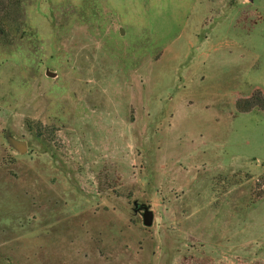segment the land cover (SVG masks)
I'll return each instance as SVG.
<instances>
[{
  "label": "rangeland",
  "instance_id": "1",
  "mask_svg": "<svg viewBox=\"0 0 264 264\" xmlns=\"http://www.w3.org/2000/svg\"><path fill=\"white\" fill-rule=\"evenodd\" d=\"M11 10L0 264H264V0Z\"/></svg>",
  "mask_w": 264,
  "mask_h": 264
},
{
  "label": "trees",
  "instance_id": "2",
  "mask_svg": "<svg viewBox=\"0 0 264 264\" xmlns=\"http://www.w3.org/2000/svg\"><path fill=\"white\" fill-rule=\"evenodd\" d=\"M20 2L21 0H0V33L2 35L11 27L8 22V13L12 11V5H18ZM236 108L240 112H247L253 108L264 111V95L260 90H255L249 97L238 99Z\"/></svg>",
  "mask_w": 264,
  "mask_h": 264
},
{
  "label": "water",
  "instance_id": "3",
  "mask_svg": "<svg viewBox=\"0 0 264 264\" xmlns=\"http://www.w3.org/2000/svg\"><path fill=\"white\" fill-rule=\"evenodd\" d=\"M122 32V30H121ZM46 74L49 76H53L54 72L46 71ZM5 138L7 140L8 145L16 150L19 153H24L27 149V142L25 140H20L12 136L10 133L5 134ZM141 209L142 222L146 226H150L153 222V211L147 205H139Z\"/></svg>",
  "mask_w": 264,
  "mask_h": 264
}]
</instances>
